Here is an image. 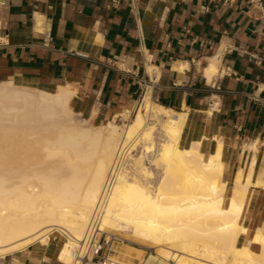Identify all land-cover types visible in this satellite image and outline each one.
<instances>
[{
    "label": "bare ground",
    "instance_id": "obj_1",
    "mask_svg": "<svg viewBox=\"0 0 264 264\" xmlns=\"http://www.w3.org/2000/svg\"><path fill=\"white\" fill-rule=\"evenodd\" d=\"M73 94L0 83V257L56 240L57 259L75 264L98 210V230L155 249L119 244L120 264H264V228L248 239L243 224L250 188L264 187L254 179L256 146L229 188L222 143L209 156L201 141L181 145L186 113L145 96L121 114L128 123L93 124L74 117ZM138 149L150 165H126Z\"/></svg>",
    "mask_w": 264,
    "mask_h": 264
},
{
    "label": "crops",
    "instance_id": "obj_2",
    "mask_svg": "<svg viewBox=\"0 0 264 264\" xmlns=\"http://www.w3.org/2000/svg\"><path fill=\"white\" fill-rule=\"evenodd\" d=\"M3 82L68 87L72 110L93 124L150 96L186 113L181 145L201 141L209 156L222 143L229 188L253 145L264 180V0H0ZM246 208L249 239L264 228V187L250 188ZM58 249L33 244L0 264H63Z\"/></svg>",
    "mask_w": 264,
    "mask_h": 264
},
{
    "label": "built area",
    "instance_id": "obj_3",
    "mask_svg": "<svg viewBox=\"0 0 264 264\" xmlns=\"http://www.w3.org/2000/svg\"><path fill=\"white\" fill-rule=\"evenodd\" d=\"M99 216L100 212L97 210L83 248L81 250L74 249L75 264H120L115 258L116 247L119 244L125 243L127 239L114 231L106 232L98 230L97 222Z\"/></svg>",
    "mask_w": 264,
    "mask_h": 264
},
{
    "label": "rangeland",
    "instance_id": "obj_4",
    "mask_svg": "<svg viewBox=\"0 0 264 264\" xmlns=\"http://www.w3.org/2000/svg\"><path fill=\"white\" fill-rule=\"evenodd\" d=\"M74 117H75L77 120H80V118H81L82 116H79V115H77L76 113H74ZM7 119H8V116L5 115V116L3 117V120H4V121H1V122H0V127L6 125V121H7ZM116 121H117V123L120 124V125H123L124 122H127V123H128V121L122 119L121 117H120V118H117ZM153 121L157 123L156 120H153ZM4 130H7V128H5ZM52 133H55V130H53ZM133 159H135L136 162H143V161H145V163H148L149 165H150V162H151V160H152V158L149 157L148 155L144 154V153L141 151V149H138V150H135V151L132 152V155H131L129 161L126 163V165H131V164L133 163ZM147 161H148V162H147ZM138 165H139V163H137L136 166H138ZM140 167H141V166H138L139 169H140ZM141 168H143V167H141ZM145 171H146V170H145ZM149 175H151V176L155 177V179H157V177H158V169L151 168V172L149 173ZM228 193H229V190L227 191V194H228ZM243 224H244V225H247V224L245 223V217H244V220H243ZM117 233H118L119 235H121L122 237H125L124 234L119 233V232H117ZM123 244H124V245H123ZM123 244H121V246H123V247H124L126 244L140 247V248H142V249L145 250L146 254H150V252H151V253H155V249H152V248H149V247H146V246H142V245H140V244H138V243H136V242H134V241H131V240H129V239H127V240L125 241V243H123Z\"/></svg>",
    "mask_w": 264,
    "mask_h": 264
}]
</instances>
